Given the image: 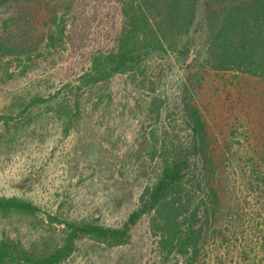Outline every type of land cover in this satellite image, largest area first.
Wrapping results in <instances>:
<instances>
[{
  "label": "rangeland",
  "instance_id": "1",
  "mask_svg": "<svg viewBox=\"0 0 264 264\" xmlns=\"http://www.w3.org/2000/svg\"><path fill=\"white\" fill-rule=\"evenodd\" d=\"M39 6L31 31L38 37L46 35L50 23ZM4 16L0 11V26ZM64 25L66 42L57 49L45 41L27 55L0 61V114L14 109L9 104L47 92L45 103L0 122V198L19 197L43 208L39 216L0 211V240H18L35 253L51 250L60 243L64 225L49 222L47 213L124 224L155 176L149 155L152 128L160 132L169 123L181 127V100L194 86V102L216 160L224 231L228 234L230 227L232 235L229 244L218 240L209 246L204 264H264V207L244 201L238 169L227 150V142L264 150V80L234 71L188 79L190 64L179 63L160 83L159 93L168 96L169 104L164 119L154 124L146 116L152 93L139 90L125 75L78 97L73 89L90 54L113 45L121 25L117 2L78 0L64 14ZM191 62L192 57L187 59ZM63 264H160L149 216L131 228L129 243L107 247L82 239Z\"/></svg>",
  "mask_w": 264,
  "mask_h": 264
},
{
  "label": "trees",
  "instance_id": "2",
  "mask_svg": "<svg viewBox=\"0 0 264 264\" xmlns=\"http://www.w3.org/2000/svg\"><path fill=\"white\" fill-rule=\"evenodd\" d=\"M31 1L0 0L5 15L0 26V61L27 55L45 41L54 50L66 42L64 14L78 0ZM113 1L119 5L121 25L113 45L93 51L77 74L72 83L77 97L102 81L125 75L136 88L152 93L146 116L155 124L164 119L169 104L168 96L159 93L160 83L179 63L190 64L188 79L198 80L210 71H234L264 80V0ZM37 5L50 22L47 36L31 33ZM190 57L192 62L187 63ZM46 94L37 92L29 100L9 104L14 109L3 110L0 122L45 103ZM197 94L194 86L186 89L180 106L181 127L169 123L160 132L152 128L149 155L156 164L155 176L143 187L137 209L124 224L111 226L47 213L49 222L64 225L60 243L35 253L18 245V240L3 238L0 263L63 264L82 239L107 247L125 245L131 239V228L144 215L150 218L160 264H204L211 244L218 240L231 243L230 227H226L227 234L223 226L226 219L216 160L206 122L194 102ZM254 147L227 142L228 159L238 169L244 201L264 207V150ZM0 211L39 216L43 208L31 200L7 197L0 198Z\"/></svg>",
  "mask_w": 264,
  "mask_h": 264
}]
</instances>
